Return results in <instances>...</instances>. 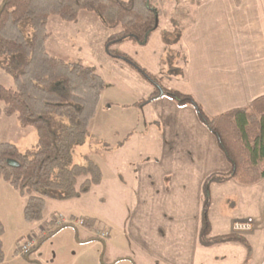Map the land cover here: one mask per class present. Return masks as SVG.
<instances>
[{
    "label": "crops",
    "instance_id": "crops-1",
    "mask_svg": "<svg viewBox=\"0 0 264 264\" xmlns=\"http://www.w3.org/2000/svg\"><path fill=\"white\" fill-rule=\"evenodd\" d=\"M188 3L193 7L192 21L188 25H184V16L190 12L164 9L159 11L157 27L146 44L126 41L119 45V50L159 78L165 88L192 95L210 116L246 107L264 96V0ZM173 19L186 27L182 36V47L187 54L184 78L167 75L164 66L168 48L162 34L164 30L172 29ZM69 24L71 26L57 23L55 30V37L65 34L69 38L66 58L81 51L82 37L96 28L103 29L102 61L95 65L87 59L92 64L89 66L104 78L106 86L109 83L107 70L122 78L129 87L126 95L132 98L134 93L133 98L137 96L134 101H123L121 105L137 110L141 114L137 113L138 119L142 118L130 124L134 131L125 141L117 143L107 139L108 123L98 124L93 130L103 147L102 152L110 155L128 151L133 155L128 161L139 162L135 167L134 191L131 192L136 200L121 228L116 229L111 221L102 223L88 215L84 217L97 221L94 228L76 226L78 236L75 228H67L73 231L68 244L77 248L80 264H134L129 259L119 261L120 258H131L135 264H264V180L255 185L240 184L245 194L241 208L233 211L227 201L223 211L216 216L212 213L210 201L207 213L213 239L233 233L235 221L254 218L253 230L242 234L253 249L250 259H247L245 247L238 243L203 245L200 234L203 184L215 172L230 171L215 137L199 121L192 107H179L168 97H158L137 106L154 93V86L130 64L116 62L118 59L106 53L105 43L111 30L98 15L82 12L77 22ZM49 28L50 20L47 50L51 56L65 60L60 57L63 44ZM103 96L104 93L101 102ZM112 104L108 102L104 111L112 110ZM149 136H155L157 140L148 146ZM1 181L0 187H4ZM231 182L213 185L226 187ZM54 213L62 215L57 210ZM36 225V229H42L41 234L51 226L48 223ZM100 225L110 233L106 241L95 234ZM215 228L223 231L216 233ZM90 238L92 241H85Z\"/></svg>",
    "mask_w": 264,
    "mask_h": 264
},
{
    "label": "trees",
    "instance_id": "trees-1",
    "mask_svg": "<svg viewBox=\"0 0 264 264\" xmlns=\"http://www.w3.org/2000/svg\"><path fill=\"white\" fill-rule=\"evenodd\" d=\"M189 1L202 3V0ZM82 12L96 13L111 30L105 43L106 53L130 64L154 86V93L137 106L156 100L159 85L164 96L179 107H192L199 121L213 134L230 171L213 173L203 184L202 243L205 246L238 243L245 247L250 259L253 249L244 235L233 232L215 239L210 237L207 213L213 184L235 181L255 185L264 179V96L246 107L210 116L192 95L165 88L159 78L122 53L121 43L132 41L144 45L156 29L159 10L151 0H0V68L14 83V89L0 84V103L5 105L0 109V117L16 116L22 128L33 127L38 135L36 145L26 151L11 142L0 143V180L26 198L23 215L27 223L51 225L45 230L47 234H40L36 246L23 256L29 260L66 228H75L78 236L74 224L54 227L57 214H53V221L45 219L47 200L80 199L101 185L104 178L102 168L89 157L83 164L76 163L75 149L90 136L106 82L92 67L53 57L47 50L50 18L75 23ZM185 29L182 22L173 19L172 29L162 34L168 48L164 66L166 74L172 77L186 76L187 54L182 47ZM83 221V226L90 228L97 223L92 218ZM3 235L4 226L0 222V264L5 260ZM123 259L135 264L131 258L119 261Z\"/></svg>",
    "mask_w": 264,
    "mask_h": 264
},
{
    "label": "rangeland",
    "instance_id": "rangeland-1",
    "mask_svg": "<svg viewBox=\"0 0 264 264\" xmlns=\"http://www.w3.org/2000/svg\"><path fill=\"white\" fill-rule=\"evenodd\" d=\"M151 1L159 11H164V9L170 11L171 8L173 10L179 9L182 12L188 11L190 13L184 16V25H188L192 21L193 7L189 5L188 0ZM90 14L97 16L94 12ZM170 14H173V11ZM57 23L71 26L68 22L62 21L59 17H51L49 29L54 33V37L56 36L55 30L57 29ZM55 38L63 44V51L60 52V57H65V60L68 59L74 62L82 61L87 66L92 65L87 59L92 60L95 65L97 61H102L101 55L104 53L103 29L96 28L92 33L82 37L80 40L82 52L76 51L73 53L74 57L70 58H66V50L67 47L70 46V43L68 42L69 38L65 34H59ZM116 62L125 61L118 59ZM106 77L109 83L103 92L104 96L100 104L99 114L91 123L90 136L85 144L78 146L75 149L76 163L83 164L85 158L89 157L99 164L104 174L103 182L101 186L93 187L89 194L84 195V197L80 199L70 201L47 200L44 217L48 221H53V214H55L54 212L57 210L63 215H59L62 216V221L71 224L75 223V226H83L81 221L84 220V216L88 215L98 218L99 222L102 223H104V221H111L117 229L122 227L123 220L128 217L131 205L136 200L133 195H131V192L134 191L135 167H137L139 162L128 161L129 158L133 156L129 154L128 151L110 155L102 152L103 147L99 144L98 138L95 137L93 133V130L98 124L108 123L109 126L107 127V130H105L108 141H113V143L125 141L130 133L134 131L129 125L142 119L140 112L129 109L130 106L121 105L123 101L126 103L134 101L137 95L134 98V93L132 98L127 96L126 93L128 92L127 90H129V87L125 85L122 78L114 76L112 71L107 70ZM0 84L8 89H14L12 78L1 68ZM108 102L113 104L112 110L107 112V110L104 111V106L108 104ZM4 107L5 105L0 103V109L3 110ZM137 113L140 114L139 119ZM37 139L38 135L35 128H22L18 123L16 116L8 117L4 114L1 115L0 143L11 142L16 144L22 151H26L32 149L36 145ZM156 140L157 138L155 136H149L147 139V145L149 146L151 143L153 145ZM215 173L226 174V172ZM1 182V184H4V187H0V222L4 226L2 240L5 253V260L1 264H80L81 259H79L80 254L77 248H73L68 244V240L72 238L73 231L67 228L59 235L57 234L52 240L47 241L39 251L31 255L29 260L23 255L19 253L17 254L18 240H27L29 237L37 239L39 238L42 229H36V223H27L25 221L23 210L26 198L21 197L17 191L4 181ZM240 188L241 185L235 181H232L230 185H227L226 187L212 185V213L218 216V213L223 211V206L227 201L230 204V209L233 211L234 209L241 208V202L243 201L245 194L242 193ZM103 198L104 200H102ZM248 218L253 219L254 226V218L246 217L245 219ZM40 224L42 226V223ZM44 225H46V223H44ZM56 226L55 223L54 227ZM253 226L248 232L253 230ZM101 229H103V226H98L95 234ZM220 231L223 230L215 228L216 233H219ZM237 246L238 248L245 250L242 246Z\"/></svg>",
    "mask_w": 264,
    "mask_h": 264
},
{
    "label": "built area",
    "instance_id": "built-area-1",
    "mask_svg": "<svg viewBox=\"0 0 264 264\" xmlns=\"http://www.w3.org/2000/svg\"><path fill=\"white\" fill-rule=\"evenodd\" d=\"M54 221L56 223V227H59L60 225L62 224H65L66 222L65 221H62V216H59L57 215L55 218H54ZM253 219L251 218H248V219H245V220H238V221H235L233 223V231L236 232V233H239V234H244L248 231H250L252 229V226H253ZM75 224V223H74ZM81 224L84 225V221L82 220L81 221ZM44 234H47V231H43ZM98 237L101 239V240H108V238L110 237V233L108 230H105V229H101L98 231ZM37 241H38V238H31L29 237L27 240H22L19 244H18V248H17V251L19 254L21 255H25L27 254L32 248H34L37 244Z\"/></svg>",
    "mask_w": 264,
    "mask_h": 264
},
{
    "label": "water",
    "instance_id": "water-1",
    "mask_svg": "<svg viewBox=\"0 0 264 264\" xmlns=\"http://www.w3.org/2000/svg\"><path fill=\"white\" fill-rule=\"evenodd\" d=\"M157 88H158V90H159V92H160V94H159V98H162V97L164 96V90H163L162 87L159 86V85H157Z\"/></svg>",
    "mask_w": 264,
    "mask_h": 264
}]
</instances>
